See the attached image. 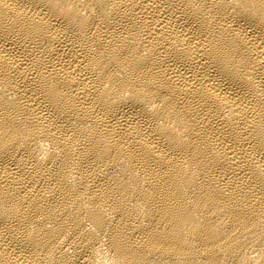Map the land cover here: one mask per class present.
<instances>
[{"label":"bare ground","instance_id":"obj_1","mask_svg":"<svg viewBox=\"0 0 264 264\" xmlns=\"http://www.w3.org/2000/svg\"><path fill=\"white\" fill-rule=\"evenodd\" d=\"M0 264H264V0H0Z\"/></svg>","mask_w":264,"mask_h":264}]
</instances>
